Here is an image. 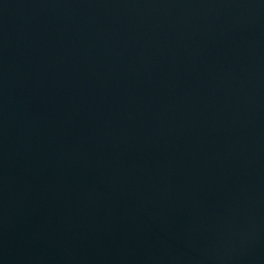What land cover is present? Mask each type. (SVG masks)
<instances>
[{
  "label": "water",
  "instance_id": "95a60500",
  "mask_svg": "<svg viewBox=\"0 0 264 264\" xmlns=\"http://www.w3.org/2000/svg\"><path fill=\"white\" fill-rule=\"evenodd\" d=\"M0 264H264V0H0Z\"/></svg>",
  "mask_w": 264,
  "mask_h": 264
}]
</instances>
